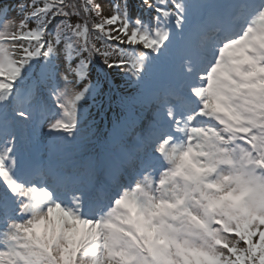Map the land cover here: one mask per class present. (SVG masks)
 <instances>
[{"label":"snow or ice","instance_id":"obj_1","mask_svg":"<svg viewBox=\"0 0 264 264\" xmlns=\"http://www.w3.org/2000/svg\"><path fill=\"white\" fill-rule=\"evenodd\" d=\"M0 264H264V0H0Z\"/></svg>","mask_w":264,"mask_h":264},{"label":"rangeland","instance_id":"obj_2","mask_svg":"<svg viewBox=\"0 0 264 264\" xmlns=\"http://www.w3.org/2000/svg\"><path fill=\"white\" fill-rule=\"evenodd\" d=\"M6 0H3V2H5ZM45 131H46V129H45ZM47 142V140L46 139H44V138H42V145L43 144H45ZM100 145L102 146V150L104 149V146L106 145L105 144V142L102 140L101 142H100ZM101 150V151H102ZM38 162H41V160H39Z\"/></svg>","mask_w":264,"mask_h":264},{"label":"trees","instance_id":"obj_3","mask_svg":"<svg viewBox=\"0 0 264 264\" xmlns=\"http://www.w3.org/2000/svg\"><path fill=\"white\" fill-rule=\"evenodd\" d=\"M104 0H99V2H103ZM119 94H124V93H126L124 90H120L119 92H118Z\"/></svg>","mask_w":264,"mask_h":264}]
</instances>
